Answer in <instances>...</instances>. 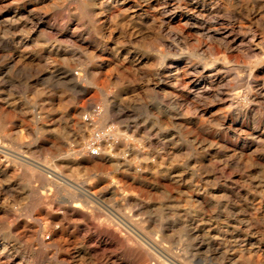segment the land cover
<instances>
[{
    "label": "rangeland",
    "instance_id": "rangeland-1",
    "mask_svg": "<svg viewBox=\"0 0 264 264\" xmlns=\"http://www.w3.org/2000/svg\"><path fill=\"white\" fill-rule=\"evenodd\" d=\"M263 65L264 0H0V144L92 182H126L108 163L97 172V149L120 166L145 160L135 202L111 205L182 259L264 264ZM0 168V217L19 227L0 225V264H37L17 233L41 211L19 166ZM79 230L46 264H123L115 247L87 252Z\"/></svg>",
    "mask_w": 264,
    "mask_h": 264
},
{
    "label": "bare ground",
    "instance_id": "bare-ground-1",
    "mask_svg": "<svg viewBox=\"0 0 264 264\" xmlns=\"http://www.w3.org/2000/svg\"><path fill=\"white\" fill-rule=\"evenodd\" d=\"M76 120L75 121L78 125H81V127L85 128V129L83 128L85 130L84 135H88L91 133L90 130L91 125L89 124L90 122L82 121L80 119L79 120L76 119ZM111 144H113V142H111ZM76 151L80 153L84 151L82 144L79 143ZM4 154L6 155L8 154L12 157L11 158L7 156L6 157L7 160H5L6 163L4 161H1L3 160L2 156ZM91 157L92 160L95 161V164H97V166L99 165V167H97L98 168L97 172H101V175L102 172L106 169L105 167H103V165L108 163L113 167H118V170L120 169L118 172H120L122 176L126 178V182L120 185L115 180L112 181L107 180L106 177L104 176L99 177V175L96 174L97 173L96 171L93 174L97 175L99 182L89 181L90 176L81 179L79 178V174L76 168L72 169L70 175H66L63 172V170H61L57 166H53L54 164L51 165L46 161L31 159L30 157H28L23 153L17 152L12 148L0 144L1 165L4 166L6 173L9 172L8 169L9 166H12L14 164H17L19 166L18 169L15 168L16 170L12 169L13 175H15V177L17 178L19 186H22L24 189L26 188L30 189L29 191L30 195H32V199L34 200L35 204L41 211V215L38 218H35V222L33 224H28V223L25 224L24 226L25 228L24 230H26L25 232L21 231L17 233V237L20 240H22L23 242L27 240L30 249L35 253L37 257V261H36L37 264L38 263L46 264V262L49 260L59 258V252H60L59 250L64 251L63 247L65 244L66 235L67 232H69V230L71 229H80L79 235L81 237V240L79 239V241L85 245V250L89 252L91 255L97 254L98 251H100L101 249L107 251V248L115 247L117 248V250L121 252L123 256V258L121 256L123 260V264H206L207 263V262L206 263L203 262L204 260L199 259L196 256H193L194 259L189 261L186 258L182 259L180 256L176 255L171 250V248H169L165 244L164 238H156L157 236L152 237V235L150 234L151 232L150 233L146 232L144 227L142 226L143 223L141 222L142 223L141 224L140 222H138L135 219L133 213H131V211H125L127 208H115V206L110 204L111 199L118 206L132 205L135 202V198L131 193L133 190L132 188L134 187L133 186L134 183L131 184L130 181H136L139 179L143 181V184H145L146 174L148 172V166L145 160H143L142 165L140 164L141 168L137 169L135 168V166H133L134 164L133 165L131 164L132 163L131 160L126 161L125 163L123 162L124 164L121 166L117 165V162L114 159H112V156L106 154L104 150L101 149L100 150L97 149L96 151L92 152ZM16 159H18L19 161ZM101 183H104L103 186H100ZM41 190L50 192V194L53 191L54 197L50 196L48 197V199H45L41 194ZM58 194L65 195V200L63 202L66 204H62L63 202L58 200V196H59ZM141 203L144 204L145 200L144 199L141 200ZM46 206H55V207L58 206L59 208L56 212H51L45 208ZM128 209L130 210V208ZM144 209L146 208H141V210ZM11 214H12L11 211L8 209L4 211L3 216L0 217V225L3 228H5V230L8 231L9 233L17 232L19 228L17 226L8 224V220ZM44 220H49V223H43ZM93 220H97L98 223L93 222ZM58 222L61 224L59 228L57 227ZM88 224H91L92 226L90 227L88 226ZM149 225L150 224H148V226ZM81 229H83V231L94 230L103 242L102 243L100 241L101 246L88 245L91 242V239L83 235ZM197 230L199 231V229ZM76 238L78 240V237ZM32 262L34 263V261Z\"/></svg>",
    "mask_w": 264,
    "mask_h": 264
}]
</instances>
